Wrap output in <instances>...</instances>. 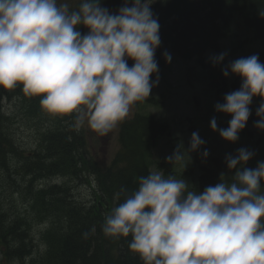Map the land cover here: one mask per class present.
<instances>
[{
	"label": "clouds",
	"instance_id": "1",
	"mask_svg": "<svg viewBox=\"0 0 264 264\" xmlns=\"http://www.w3.org/2000/svg\"><path fill=\"white\" fill-rule=\"evenodd\" d=\"M152 3L124 0L111 12L103 0L76 6L69 0H0V89L19 86L25 97L39 98L43 113L71 117L72 130L108 135L159 83L160 24ZM226 55L213 56V66ZM163 58L172 59L167 51ZM222 74L241 84L215 105L231 117L228 127L218 129L213 117L211 130L236 143L259 98L254 127L264 131V63L255 54L241 57ZM204 143L193 132L188 148L178 144L165 162L183 165ZM253 156L247 148L227 155L229 175L221 173L202 192L183 178L150 170L137 178L136 188L114 193L103 235L127 240L143 264H264V161L247 167Z\"/></svg>",
	"mask_w": 264,
	"mask_h": 264
},
{
	"label": "trees",
	"instance_id": "2",
	"mask_svg": "<svg viewBox=\"0 0 264 264\" xmlns=\"http://www.w3.org/2000/svg\"><path fill=\"white\" fill-rule=\"evenodd\" d=\"M153 1V14L160 24L161 44L155 57L159 68L170 66L162 54L163 46H169L175 56L199 63L220 98L228 92L227 80L222 74L224 65L208 64L206 54L210 50L216 56L220 54V42L233 33L235 18L241 17L245 28L253 31L254 39L264 45V0ZM123 3L124 0H103L102 6L116 12ZM257 55L264 61V50ZM15 96L25 104L27 117L42 129L44 150L34 151L30 157L16 148L10 114L4 109V99ZM258 107L251 111L249 123L253 122ZM71 124V117L56 118L43 113L39 98L25 97L19 86L14 90L0 89V172L11 169L20 156L26 160L27 171L34 176L72 175L87 180L93 192V199L87 204L73 199L71 188L57 185L36 191L34 197H26V191L15 193L29 206L28 217L32 220L44 222L40 209L42 215L52 212L59 220L53 221L42 234L47 245L43 254L33 257L34 245L26 228L30 231L31 219L11 220L1 206L0 254L4 261L0 259V264L23 262L28 257L29 264H143L129 251L127 240L108 239L101 227L105 216L116 206L114 193L121 187L136 188L137 178L150 171L152 145L157 138L170 133L169 124L140 114L124 120L120 123V149L110 165L98 163L90 148L91 136L85 129L72 130ZM206 173L203 188L207 187L205 181L210 179L209 175H217L215 170H206ZM93 227L95 232L85 238L84 234L90 233Z\"/></svg>",
	"mask_w": 264,
	"mask_h": 264
},
{
	"label": "rangeland",
	"instance_id": "3",
	"mask_svg": "<svg viewBox=\"0 0 264 264\" xmlns=\"http://www.w3.org/2000/svg\"><path fill=\"white\" fill-rule=\"evenodd\" d=\"M79 0H69L71 4ZM154 4V1L151 5ZM241 21L243 26H238L237 22ZM233 33L222 39L220 42L221 53H226V62H232L241 57H248L262 51L264 45L262 41L254 39L253 31L246 29L240 17H236L233 24ZM238 35V36H237ZM234 37V38H232ZM235 39V40H234ZM253 39V41L251 40ZM234 40V41H233ZM171 54L169 47L164 46V52ZM215 52L210 50L206 54V61L211 63V58ZM176 64L171 69L166 70L164 75L159 71V83L153 88L150 96L143 102L138 103L131 111L128 117H133L137 113L142 115H151L158 121L165 122L170 125L171 132L168 135L160 136L153 148L151 157V170L161 169L162 164H167L165 158L170 155L178 144H182L185 149L189 146V141L193 132H198L199 136L204 140L203 146L194 153H191V159L185 160L183 165L172 166L175 172V178H183L189 185L193 186L197 191L202 192L201 176L204 168H215L217 166L225 167L223 172L229 175L225 164V157L229 154L234 155L238 149L247 148L254 153L253 158L248 162L247 167L255 168L259 161H264V131H260L254 127L257 117H254L253 124L246 125L245 129L239 134L236 143H228L221 139L219 132H213L210 128V121L215 117L219 128H227L230 116L215 111L217 100L216 94H211L209 90V80L203 73V68L194 59L185 61L181 58H175ZM228 65V64H227ZM155 76L152 77L155 80ZM230 75L227 79H231ZM230 81L229 87L231 91L239 89L241 81H237V77ZM216 100V101H215ZM224 102V96H222ZM19 99L5 101V107L11 117L10 128L14 133L15 139L21 147L31 153L32 149L40 150L38 130H42L33 120L27 117L25 104ZM252 105H257V99H254ZM89 136L93 137V151L97 155L98 163L110 164L117 154L120 143V126L118 125L111 133L100 137L85 128ZM207 150V158H203L202 153ZM19 162L16 161L10 173L0 175V206L10 209L12 204L17 205L21 209L20 201H17L13 195L29 188V178L23 174L18 167ZM185 165H187L185 167ZM162 170V169H161ZM9 175L11 177H9ZM205 185H212L219 182L220 178L212 173L208 176ZM51 185H63L73 189V198H77L80 202L88 203L93 199L91 185L87 180H77V177H51L45 178L38 182H34L33 187L47 188ZM30 191L25 193L29 196ZM42 223L31 219L30 231L28 233L34 241L39 243V250H43L40 242L41 231H45L51 227L54 222L58 221L57 215H42ZM45 214V213H44ZM26 221V219H25ZM35 247V255L40 253ZM2 259V256H0ZM27 258L25 263H28ZM13 264H22V261H16Z\"/></svg>",
	"mask_w": 264,
	"mask_h": 264
},
{
	"label": "bare ground",
	"instance_id": "4",
	"mask_svg": "<svg viewBox=\"0 0 264 264\" xmlns=\"http://www.w3.org/2000/svg\"><path fill=\"white\" fill-rule=\"evenodd\" d=\"M155 3V2H154ZM5 111H6V109H5ZM7 112V111H6ZM8 113V112H7ZM11 118V117H10ZM12 132V131H11ZM42 132V130H38V135H39V141H38V144H37V147H38V145L40 144V150H38L37 148H35V149H32L31 151V153H27V151L26 150H24L22 147H21V145L18 143V141L15 139V137H14V133L12 132V137H13V139L15 140L14 142H15V144H16V148L18 149V151L19 152H21L23 155H27V156H31L32 155V153H33V150H36V151H38V152H40V151H43L44 150V144H43V141H42V137H40V133ZM17 156V155H16ZM19 157V165H18V167L21 169V171H22V173L23 174H25V175H27L28 176V178H29V188L27 189V191L26 192H28V191H30V194H29V196H35L36 195V191H38V190H40V189H44V188H38L37 190L33 187V185H34V182H38V181H40V180H43V179H45V178H51V177H71L72 175H64V174H56V175H52V176H50V175H47V176H38V175H36V176H34V174H32L31 172H29V171H27V168H25V163H26V160H24L22 157H20V156H18ZM16 162V161H15ZM15 162H13L12 163V168H13V166L15 165ZM11 168V169H12ZM217 170H223V168H225V167H221V166H217V167H215ZM11 169H9L8 171H1L0 172V175L1 174H3V173H10V171H11ZM203 175H208L207 173H206V171H204V173H203ZM9 177H11L10 175H9ZM77 180H82V179H80V178H77ZM208 180V179H207ZM206 180V181H207ZM206 181H205V183H206ZM201 183H202V181H201ZM52 186V185H51ZM57 186H60V187H66V186H63V185H57ZM207 186H209V185H207ZM202 187H203V185H202ZM69 188H71V187H69ZM73 191V189H71V192ZM73 199H77V198H73ZM78 200V199H77ZM78 201H80V200H78ZM1 207V206H0ZM47 213H49V215H52V212H47ZM61 216V215H60ZM59 220V219H58ZM54 223H56V222H54ZM28 231V230H27ZM29 236H30V234H29ZM30 238H31V240H32V243H33V245H34V243H35V241L33 240V238L30 236ZM35 245L33 246V248H32V250L34 251L35 250ZM34 254H33V257H38V256H40V254L39 255H35V252H33ZM42 255V254H41ZM0 256H1V254H0ZM1 258V257H0ZM28 259H29V262H28V264L30 263V258L28 257ZM26 260H27V258H25L24 260H23V262H22V264H25V262H26Z\"/></svg>",
	"mask_w": 264,
	"mask_h": 264
}]
</instances>
